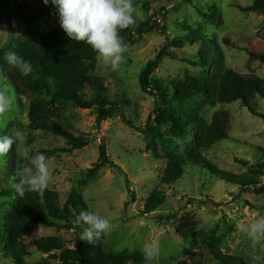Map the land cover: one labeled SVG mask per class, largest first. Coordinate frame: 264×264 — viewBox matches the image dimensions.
<instances>
[{
	"label": "rangeland",
	"instance_id": "1",
	"mask_svg": "<svg viewBox=\"0 0 264 264\" xmlns=\"http://www.w3.org/2000/svg\"><path fill=\"white\" fill-rule=\"evenodd\" d=\"M20 1L25 6L24 19L14 13L12 0H0V48L7 51L59 24L57 8L51 2L46 5L43 0ZM252 3L253 0H133L139 12L136 21L161 22L167 35L149 32L137 43L127 45L125 59L116 71L99 59L94 73L105 79L110 100L120 107L115 116L99 122L96 107H66L58 111L56 119L63 128L88 140L85 148L56 152L66 148L67 141L48 132L31 131L27 104L14 92L16 99L7 114L8 126L0 134L11 135L19 130L24 139L13 145L0 164V264H11L5 257L10 239L3 234L17 209L13 200L2 195V190L8 187L5 173L13 167V156L22 155L26 147L30 156L49 151L45 155L52 178L47 187L59 193L61 206L76 192L88 208H98L111 217L113 230L100 237L109 252L143 253L144 242L155 239L159 241V253L152 264H217L215 255L219 253L243 257L248 264L264 262L253 259L258 255L264 257V248L254 247L242 231L243 225L264 215V193L256 192L253 186L245 190L219 180L205 167L209 162L219 170L247 175L250 167L238 160L250 165L264 164V119L252 114L239 101L210 107L199 94L183 101L186 108L197 112L206 123L211 122L216 112H228V138L203 152L202 163L186 166L185 174L175 185H163L162 172L168 164L165 154L173 151L168 143L174 142L181 153L187 154L193 148L194 138L188 135L177 139L167 127L145 136L156 102L142 91L139 80L147 64L166 50L167 39L174 41L170 47L172 56H164L151 74V78L164 85L207 78L218 55L227 68L264 80V64L253 56L264 55V13L243 12L238 7ZM199 10L216 15L205 18ZM209 42L213 48L212 64L209 70H202L194 63L199 61L202 45ZM7 86L9 91H14ZM251 103L258 114L264 115V98L258 95ZM122 114L131 125L122 119ZM151 140L163 148L161 158H155L147 147ZM101 145H105L116 167L92 172ZM259 182L264 184V175L259 177ZM155 190L162 192L166 200L157 211L146 215L144 205ZM78 214L74 212L70 222H61V227L38 226L26 243L57 237L75 246L76 235L83 230L75 222ZM25 262L59 264L54 253H42L31 246Z\"/></svg>",
	"mask_w": 264,
	"mask_h": 264
},
{
	"label": "trees",
	"instance_id": "2",
	"mask_svg": "<svg viewBox=\"0 0 264 264\" xmlns=\"http://www.w3.org/2000/svg\"><path fill=\"white\" fill-rule=\"evenodd\" d=\"M12 1L14 13L24 19L26 17L25 6L21 5L20 0ZM238 7L243 12L264 13V0H253L250 6ZM199 13L202 17L209 19L216 15L215 12L207 15L201 10ZM154 31L167 35L166 27L156 20L136 21L129 28L122 30L120 35L125 45H131L137 43L144 34ZM167 41L166 50L147 64L139 80L142 91L154 97L156 102L155 109L147 121L145 136L150 137L158 129L167 127L177 139L186 138L188 135H192L194 138L193 148L187 154L181 153L179 147L174 146V142L168 143L173 147V151L165 154L168 164L162 172L161 183L173 186L185 174L186 166L202 163L203 152L215 144L227 140V129L230 122L229 113L220 111L213 115L211 122L206 123L197 112L186 108L182 102L190 100L196 94L203 95L205 104L210 107L239 101L252 114L264 119V115L258 114L251 103L258 95L264 98V80L252 74L244 76L227 68L221 55H218L215 57L212 71L207 78H197L182 84L164 85L151 78V74L164 56H172L170 47L174 41H169V39ZM12 50L31 61L33 72L28 77H24L18 70L10 68L3 59L7 50L1 48L0 72L7 77L5 82L14 90L18 98L27 104L28 128L31 131L48 132L67 141L68 146L57 149L56 152H72L85 148L89 144L87 139L75 136L58 123L56 118L59 116L58 111L62 108L66 110V107L80 109L96 107L99 122L112 118L119 112V105L109 98L105 79L94 73L99 64L97 53L86 43L72 41L68 38L60 24L46 33L36 35L33 39H27ZM212 50L211 42L204 43L199 61L194 65L202 70H209V66L212 64ZM253 56L264 64V55L253 54ZM122 119L131 125L123 114ZM147 147L155 158L163 156V148H160L155 140L149 141ZM39 153L47 154L49 151L43 150ZM238 161L250 167L247 175L219 170L209 162L207 165L205 164V167L219 180L245 190L253 186L256 192L264 193V184L260 185L259 182V177L264 175V164L250 165L248 162ZM28 163V160H25L22 155L15 154L13 156V167H10L5 173L8 187L2 190V195L13 200L17 205L3 234L4 238L9 237L10 239L5 257L10 260L11 264H27L25 257L29 246L42 253H54L59 264H147L144 254L141 252L114 253L107 251L101 238L93 243H86L76 235L75 246L72 247L68 242L57 237L33 239L30 245L27 244L26 240L32 238L38 226L61 227V222H70L74 212L88 209L83 197L76 192L70 195L64 206L60 204L59 193L48 187L42 194L26 191L21 197L15 189V185L19 183L16 170L18 166L23 167ZM106 167L116 166L108 156L105 145H101L100 156L93 165L92 172H98ZM165 200L166 196L155 190L147 199L143 213L146 215L154 213ZM68 227L73 229L71 224ZM215 258L217 264H248L240 256L219 253L215 255ZM38 264L50 263L41 262Z\"/></svg>",
	"mask_w": 264,
	"mask_h": 264
},
{
	"label": "clouds",
	"instance_id": "3",
	"mask_svg": "<svg viewBox=\"0 0 264 264\" xmlns=\"http://www.w3.org/2000/svg\"><path fill=\"white\" fill-rule=\"evenodd\" d=\"M43 2L46 5L51 2L56 6L60 27L68 38L86 43L97 53L98 59L110 66L111 70L119 69L127 49L120 32L132 26L139 17L133 0H43ZM3 59L10 68L18 70L24 77L33 72L31 61L26 60L15 50L6 51ZM6 80L7 77L0 72V132L8 126L7 114L12 111L16 99L14 91H9L7 84L4 83ZM23 139L24 134L19 130L11 135L0 134V164L4 162L13 145ZM22 157L29 163L17 167L16 176L19 178V183L15 185L17 193L21 197L26 191L42 194L52 178L48 157L39 152L30 156V149L27 147L23 150ZM75 222L83 226L79 236L80 240L87 243H93L113 230L111 217L91 206L81 210ZM242 231L254 247L261 245L264 248V215H259L250 223L243 225ZM142 251L144 259L148 264H152L159 253V241L155 239L151 242L145 241ZM253 259L260 261L264 257L258 255Z\"/></svg>",
	"mask_w": 264,
	"mask_h": 264
}]
</instances>
